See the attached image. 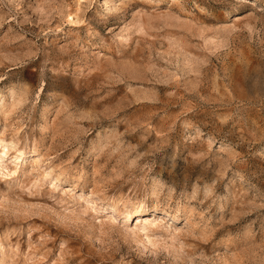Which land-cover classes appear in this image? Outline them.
<instances>
[{
	"label": "rangeland",
	"instance_id": "1",
	"mask_svg": "<svg viewBox=\"0 0 264 264\" xmlns=\"http://www.w3.org/2000/svg\"><path fill=\"white\" fill-rule=\"evenodd\" d=\"M0 264H264V0H0Z\"/></svg>",
	"mask_w": 264,
	"mask_h": 264
},
{
	"label": "bare ground",
	"instance_id": "2",
	"mask_svg": "<svg viewBox=\"0 0 264 264\" xmlns=\"http://www.w3.org/2000/svg\"><path fill=\"white\" fill-rule=\"evenodd\" d=\"M4 147H5V146H4ZM2 148H3V147H2ZM17 153H18V154H22L23 152H22V150H18ZM29 155H30V154H29ZM31 156H32V155H31ZM36 156H37V155L35 154V156H33V157L35 158ZM35 159H36V158H35ZM12 172H13V171H12ZM138 210H139V209H138Z\"/></svg>",
	"mask_w": 264,
	"mask_h": 264
}]
</instances>
